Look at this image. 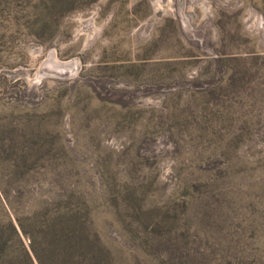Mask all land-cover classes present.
<instances>
[{
  "label": "rangeland",
  "instance_id": "1",
  "mask_svg": "<svg viewBox=\"0 0 264 264\" xmlns=\"http://www.w3.org/2000/svg\"><path fill=\"white\" fill-rule=\"evenodd\" d=\"M59 212L99 264H264V0H0V264Z\"/></svg>",
  "mask_w": 264,
  "mask_h": 264
},
{
  "label": "trees",
  "instance_id": "2",
  "mask_svg": "<svg viewBox=\"0 0 264 264\" xmlns=\"http://www.w3.org/2000/svg\"><path fill=\"white\" fill-rule=\"evenodd\" d=\"M79 220V217L70 214V212H59L46 222L41 234L51 245V253L46 256L40 248L33 247L35 258L39 264H99L95 257L88 258L87 250L76 248V246H80L78 243L86 242L88 238L97 235V232L91 229L92 227L81 223ZM9 226L12 233H17L15 225L10 223ZM59 243L66 244L68 247L67 250H63L64 254L59 252ZM100 264L107 263L103 260L100 261Z\"/></svg>",
  "mask_w": 264,
  "mask_h": 264
}]
</instances>
